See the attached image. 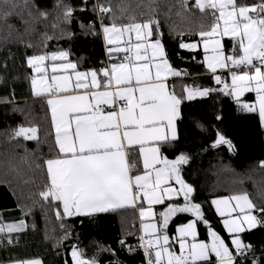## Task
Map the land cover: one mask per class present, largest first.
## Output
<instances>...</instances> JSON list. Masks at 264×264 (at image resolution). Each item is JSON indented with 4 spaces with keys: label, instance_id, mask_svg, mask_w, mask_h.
Instances as JSON below:
<instances>
[{
    "label": "snow or ice",
    "instance_id": "obj_1",
    "mask_svg": "<svg viewBox=\"0 0 264 264\" xmlns=\"http://www.w3.org/2000/svg\"><path fill=\"white\" fill-rule=\"evenodd\" d=\"M24 2L28 4V0ZM87 2L83 0L85 5ZM0 3L7 5L9 0ZM182 5L185 13L199 12L201 23L193 33L198 37L195 42H184L185 33L177 32L181 37L179 48L198 50L202 45L201 63L215 82L223 85L219 89L185 85L177 93L170 78L188 73L170 62L159 19H137L123 12L116 16L111 5L105 6L101 0L93 5L99 31L95 23L88 28L92 35H102L107 63L81 71L65 50L27 57L35 73L32 94L47 106L54 145V155L37 165L46 170V183L39 195L56 205L58 219L137 210L142 233L139 247L146 264H244L241 258L247 259L252 245L244 243L239 234L264 228V207L257 208L247 193L211 200L216 213L224 218L223 227L231 237L229 245L213 230L202 205L193 202L196 190L182 177V166L191 157L180 153L169 159L164 149L173 148L179 139L176 121L181 116V105L213 91L232 96L238 103L245 93H254L255 102L243 103L241 108L258 113L264 127V0H182ZM57 6L64 8L63 23H69L75 9L63 5L62 0ZM18 7L12 0L11 7L0 12V19L16 15ZM37 11L40 18L47 19L46 12ZM106 19L110 22L105 23ZM44 36L53 39L47 33ZM226 38L231 42L230 49L226 48ZM218 70L227 72L230 83L217 74ZM10 138L39 142L40 129L21 125ZM218 145L234 150L231 140L220 133L213 147ZM157 205H163V210L157 212ZM185 213L194 219L178 226L170 237L169 222ZM198 224L206 227L208 241L198 238ZM25 227L23 221H0V233L19 232ZM68 235L66 232L64 239ZM70 264L97 262L85 259L83 251L72 246ZM248 264L264 261L253 258Z\"/></svg>",
    "mask_w": 264,
    "mask_h": 264
},
{
    "label": "trees",
    "instance_id": "obj_2",
    "mask_svg": "<svg viewBox=\"0 0 264 264\" xmlns=\"http://www.w3.org/2000/svg\"><path fill=\"white\" fill-rule=\"evenodd\" d=\"M62 2L75 9L69 23L62 21L64 8L57 6L61 0H28L27 5L24 0H15L19 5L17 14L9 16L7 20L0 19V221L5 223L21 219L26 225L19 232L0 233V264L37 258L44 264H70L69 251L74 242L83 251L85 259L106 260L112 257L107 251L112 249L111 245H115L108 242L107 237L89 231V226L79 217L58 219L56 205L42 200L39 195L46 183V170L37 165L54 155V145L47 106L32 94L31 79L34 73L27 64V57L65 50L69 52L70 60L82 70L100 68L107 57L101 37L92 35L88 28L95 21V1L88 0L86 5L83 0ZM101 2L105 6L111 5L116 16L123 12L125 16L134 15L137 19L147 16L158 18L168 58L174 67L180 69L191 62H198L195 69H187L190 77L177 81V93L185 85L221 88L213 75L199 73L202 68L198 57L192 60L195 53L179 48L181 37L177 32L185 33L182 37L184 42L198 40L193 33L199 30V12L185 13L182 0ZM246 2L256 3L258 0ZM11 5L12 0L7 5L0 3V12ZM82 8L86 10L81 11ZM37 10L46 12L47 19L40 18ZM29 11L31 16L28 15ZM109 22L105 20V23ZM124 22H128L127 19ZM53 24L57 27L53 28ZM45 33L53 39L46 40ZM29 44L32 47H28ZM195 70L198 71L196 75L191 73ZM247 96L244 100H247ZM180 111L181 116L177 120L179 139L173 148H165L164 154L169 159H174L180 153L191 157L189 163L182 166V177L196 190L193 202L202 205L213 230L228 243V235L211 200L247 193L257 208L264 207V129L260 127L256 113L241 111L232 96L220 91L185 101ZM218 116L220 119H217ZM21 125L38 126L40 141L11 139L13 130ZM217 133L231 140L233 151L227 145L213 147ZM254 214L259 215L258 212ZM188 218L191 217L182 216L175 223ZM114 227L119 229L117 225ZM198 228L199 237L208 238L206 227L198 224ZM66 232L69 235L64 239ZM119 237L132 241L136 234L132 226L126 225ZM240 237L244 243L252 245L247 259L241 258L244 264L253 258L264 261V228L245 231Z\"/></svg>",
    "mask_w": 264,
    "mask_h": 264
},
{
    "label": "crops",
    "instance_id": "obj_3",
    "mask_svg": "<svg viewBox=\"0 0 264 264\" xmlns=\"http://www.w3.org/2000/svg\"><path fill=\"white\" fill-rule=\"evenodd\" d=\"M102 43H103L104 50H105V53H106V47H105V43H104L103 39H102ZM225 44H226V48L227 49L231 48V42L228 41L227 38L225 39ZM188 51H190L191 53H195L196 54V56H193V59H192L193 61L196 59V57H198L200 63H201V61H203L204 52L202 50V45H201L200 49H198V50H188ZM191 63L192 64L186 65L187 67H183L182 66L180 69L176 68L174 66L173 67L178 69V70H183V71L187 72V69H189V67L190 68L193 67L195 69V67L198 64V62L197 63L196 62H194V63L191 62ZM201 68H202L201 71H199V73L201 72L200 74H211V75H213L212 73H210L207 70L206 66L203 63H201ZM79 70L84 71L82 69H79ZM196 71L197 70H195V71H193L191 73H194V75H196L195 74ZM220 71H223V70H218V72H220ZM187 73H188L187 76H182V77H179V78H170L169 83L170 84H174L175 87H177V84H178L177 81L178 80L191 76V74L189 75V72H187ZM226 80L230 83V77L228 76V74H227ZM31 90H32V88H31ZM246 95H248L246 97L247 100H244V97ZM233 99H235V98L233 97ZM254 102H255V94L254 93H245L240 98V102L239 103L237 102V103H238L241 111L247 112V111H245V110H243L241 108V104H243V103H254ZM256 114H257L258 120H259V115H258V113H256ZM259 124H260V127L262 129H264V127L261 126L260 120H259ZM176 127H177V121H176ZM177 132H178V127H177ZM176 187H179V186L176 185ZM223 197H227V196H223ZM215 198H220V197H214L213 199H215ZM181 201H182V197H181ZM213 207L215 209V206H213ZM155 210L157 212L162 211L163 210V205L155 206ZM182 216H190L191 218H188V219L183 220V221H178V222L175 223V220L181 219ZM75 217H79V218L83 219L84 220L83 222H85L89 226L88 227L89 231H91V232L94 231L96 234H98V235H100L102 237H107L108 242L115 243V245H114L115 249L111 245V248L113 250L111 249L110 251H107V253H109L112 257H108L106 260H101L99 258H96L95 260H96L97 264H146L144 253L141 250L137 249V250L132 251V252H127L125 250V248H124V246L126 244H130V245L133 244V245L136 246L138 241H140L139 237L142 235L141 230H140V223L141 222H140V218H139L137 210L129 208V209H124V210H119V211H116V212L95 214L93 216H75ZM191 219H194V217L190 213L178 214L176 217H173V219L169 222L168 231H169L170 237L175 235V229L178 226H180V225H182L184 223H187ZM220 219H221L220 220L221 221V225L223 227L222 221H223L224 218L220 217ZM21 221H23V220L15 219V220H11L9 222H5L4 224H19ZM114 225L115 226L117 225L119 229L117 230V228L114 227ZM126 225L130 226V227L132 226V228L134 229V232L136 234L135 239L132 240V241L131 240L130 241H125V239L123 238L124 236L122 238L119 237V233L121 231L123 232V230L126 229ZM128 230H130V229H128ZM223 230L228 235V243H229V245H231L230 234L227 232V230L224 227H223ZM126 231L124 232L125 236H126V233H127ZM12 233H15V232H12ZM86 235H84V236H86ZM239 235H241V233ZM87 236H89V234ZM77 237H81V235H77ZM198 238L200 240H205V241H208V239H209V238L203 239V238L199 237V228H198ZM121 240L124 241L123 245H121V243H120ZM74 245L76 246L75 242L73 243L72 246H74ZM71 249H72V247L70 248V251H69L70 258H71ZM177 249H178V245H177ZM116 252H118L120 255H118ZM96 256H98V255H96ZM29 260H31V259H29ZM15 262H17V261L8 262V263H5V264H15ZM42 264H44V263L42 262Z\"/></svg>",
    "mask_w": 264,
    "mask_h": 264
},
{
    "label": "built area",
    "instance_id": "obj_4",
    "mask_svg": "<svg viewBox=\"0 0 264 264\" xmlns=\"http://www.w3.org/2000/svg\"><path fill=\"white\" fill-rule=\"evenodd\" d=\"M94 1H95V3H96V0H94ZM91 23H95L96 30L99 31V21H98V19H97L96 13H95V21H92ZM100 37H101V39H102V35H100ZM107 62H108V57H105V61H104V63H107ZM217 74L221 75V76H222V79H225V80H226V78H227V72H225V71H220V72H218ZM218 85H219V87H223L222 84H218ZM139 244H140V241H138V243L136 244V246L133 245V244H132V245H130V244H126V245L124 246V248H125V250H126L127 252H132V251H129L130 248L133 249V251L139 249V250H141V251L143 252V249H141V248L139 247Z\"/></svg>",
    "mask_w": 264,
    "mask_h": 264
},
{
    "label": "rangeland",
    "instance_id": "obj_5",
    "mask_svg": "<svg viewBox=\"0 0 264 264\" xmlns=\"http://www.w3.org/2000/svg\"><path fill=\"white\" fill-rule=\"evenodd\" d=\"M103 39V38H102ZM34 73V72H33ZM35 74V73H34ZM25 224V223H24Z\"/></svg>",
    "mask_w": 264,
    "mask_h": 264
}]
</instances>
